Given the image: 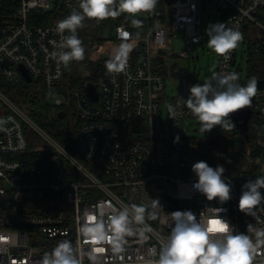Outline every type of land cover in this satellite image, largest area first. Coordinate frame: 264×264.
<instances>
[{
  "label": "built area",
  "instance_id": "built-area-1",
  "mask_svg": "<svg viewBox=\"0 0 264 264\" xmlns=\"http://www.w3.org/2000/svg\"><path fill=\"white\" fill-rule=\"evenodd\" d=\"M212 1L217 21L237 28L242 39L219 55L208 80L192 79L190 69L177 62L189 58L190 50L176 54L171 37L183 30L187 45L200 43L201 12ZM79 3L0 0V264H41L63 240L73 246L80 264H155L170 234L171 212L190 209L197 218L206 217L207 205L225 208L221 215L236 231L248 232L249 224L264 229V199L252 214L238 208L244 183L264 176V171L224 172L231 183V198L223 204L218 198L208 201L193 187L198 179L192 170L195 161L184 158L182 140L183 119L196 117L184 105L191 85L211 80L214 72H235L239 82L246 83L236 56L250 28L253 33L261 31V43L248 40L249 50L264 52V0H157L155 8L142 16L146 24L141 30L122 23L114 27L116 40L94 45L105 68L94 83L95 100L85 85L64 84L67 64L51 55L67 32L57 33L56 23H36L32 18L34 11L46 14L55 7L78 10ZM116 41L132 47L124 69L109 72L105 62L112 58ZM106 46L111 49L108 56ZM21 66L33 81H40L54 108L71 106L75 111L78 155L35 123L4 91L1 80L15 86L28 83ZM168 78L176 91L165 121L162 103ZM254 100L253 110L264 114V89L256 90ZM257 141L264 147V126ZM260 191L264 194V188ZM183 200L193 205L181 207ZM133 205L145 208L144 220L131 221V234L125 235L121 252H113L110 241L93 244L81 231L88 217L91 223L104 221L107 228L112 210L128 208L131 213ZM248 234L255 240L254 232ZM250 264H264V245Z\"/></svg>",
  "mask_w": 264,
  "mask_h": 264
},
{
  "label": "clouds",
  "instance_id": "clouds-1",
  "mask_svg": "<svg viewBox=\"0 0 264 264\" xmlns=\"http://www.w3.org/2000/svg\"><path fill=\"white\" fill-rule=\"evenodd\" d=\"M156 3L157 0H118L113 6L114 0H80L79 9L82 11L74 9L56 23V32H67V35L62 36L59 50L53 51L52 57L64 64L83 58L84 48L77 30L86 17L115 18L124 12L135 16L153 10ZM132 22L138 23L136 19ZM206 31L209 37L207 46L218 55L234 49L242 39L237 28L228 27L223 22L210 24ZM122 34L124 37L129 35L126 31ZM131 47L127 42L116 46L112 58L105 62L106 69L109 72L122 71ZM257 85L254 77L242 84L235 72H214L211 80L190 86L184 105L197 117L202 131H209L217 124L228 128L231 126L229 121L234 124L229 114L249 105L256 94ZM169 111H172L171 105ZM192 170L198 178L193 187L206 200L218 198L219 203L223 204L231 198V183L224 177L225 168L222 165L213 167L206 161H197L192 165ZM261 188H264V176L247 180L239 197V210L252 214L253 208L264 199ZM156 204L157 201H153L152 207L155 208ZM205 209L207 216L199 218L190 209L171 212L173 224L170 234L162 243L155 264H250L257 248L264 245V229H254L249 224L248 232L236 231L235 226L221 215L225 208L207 205ZM144 212L143 206L136 205L132 206L131 213L128 208L112 210L107 219V228L104 221L91 223L92 218L88 217L81 231L93 244L110 241L113 252L119 253L125 235L131 234V221L142 223ZM252 232L255 240L248 234ZM41 264H80V261L70 242L63 240L42 258Z\"/></svg>",
  "mask_w": 264,
  "mask_h": 264
},
{
  "label": "trees",
  "instance_id": "trees-1",
  "mask_svg": "<svg viewBox=\"0 0 264 264\" xmlns=\"http://www.w3.org/2000/svg\"><path fill=\"white\" fill-rule=\"evenodd\" d=\"M118 3V1H117ZM80 11V9H78ZM72 12V11H71ZM71 12L55 7L50 12L44 14L39 11L32 12V18L36 19V23H57L58 20L63 19ZM133 19L138 23L133 24ZM99 25L102 27L114 28L116 25L126 23L131 24L137 29H142L145 26V21L142 16H132L127 12L121 13L117 17H107L98 19ZM98 29V33L102 29ZM251 28L247 30L246 37L251 42L255 39L256 42L261 43V31L255 33L251 32ZM111 32V31H110ZM94 36L92 43L98 41L104 44L107 40H116V37L111 32L106 38L101 36ZM256 34V35H255ZM77 35L81 38V27L77 30ZM262 40L264 43V34L262 33ZM264 46V45H263ZM250 51V50H249ZM135 50L133 53H137ZM248 73L247 79L264 78V52L259 54L250 51L247 62ZM104 66L100 60H90L88 57L82 61H76L72 68L66 67L64 84L70 87L77 85L84 86L87 82L97 83L99 78L104 75ZM244 84V83H243ZM1 86L4 91L17 102L19 106L28 114V116L39 126L45 129L54 139H56L67 150L78 155L75 146V130L78 125L76 113L70 107L54 108L48 101L45 95V90L40 81H33L32 83H22L20 86H15L1 80ZM254 96L247 107L254 109ZM60 111H64L65 115H59ZM231 125L228 128H223L221 125H215L209 131H202L200 136H184L183 137V155L189 162L192 161H206L210 166L222 165L225 168V173L236 171L252 173L259 169L255 162H248L245 156H240L236 149V136L242 140V146L245 152L251 159L264 157V147L258 144V134L264 126V114H255L249 122V132L245 133ZM45 156L48 153H43ZM248 162V164H247Z\"/></svg>",
  "mask_w": 264,
  "mask_h": 264
},
{
  "label": "rangeland",
  "instance_id": "rangeland-1",
  "mask_svg": "<svg viewBox=\"0 0 264 264\" xmlns=\"http://www.w3.org/2000/svg\"><path fill=\"white\" fill-rule=\"evenodd\" d=\"M118 0H114L113 6L116 5ZM80 11H82L80 9ZM145 12L137 13L138 16H144ZM201 20L202 24L200 25L199 29L202 33H204L203 40L196 44L189 46L186 44V35L183 30H176L174 34L171 37V46L174 49L176 54L181 53L182 51L190 50V57L189 58H177L178 65L186 66L190 69L191 77L192 79H199V80H208L210 78V67L214 66L217 62V59L219 55L215 53L213 50H211L207 46L208 41V33L206 29L209 27L210 24L218 22L216 19V13H215V4L214 2H209L207 5V10H202L201 12ZM101 26L99 25V20L96 18H85L82 22L81 26V42L82 46L84 48V54L83 58L80 60H72L67 64V67L72 68L76 64V61H82L86 59L87 57L90 60H97L98 53L94 50L95 44H100L98 41H95L92 43V38L99 34L98 29H100ZM102 31H100V34L98 36H101L103 38H108L110 33H113L114 28L109 29L108 27H102ZM111 31V32H110ZM123 42L116 41V46L121 44ZM248 38L244 37L242 43L240 44L237 52V64L236 67L242 66L241 73L243 76V79L245 82H247V73H248V67L247 62L249 59V48H248ZM111 49L109 46H106V50L104 52L105 56L110 55ZM195 55H198V59H194L193 57ZM170 78L167 79L166 88L164 91V101L162 103V113L163 118L166 121L169 114V106L170 102L175 95V85L170 83ZM61 98H63L61 96ZM182 133L183 136H200L203 134L201 131L200 123L197 119V117H189L185 118L182 121ZM258 140V139H257ZM236 149L237 152H239L240 156H244L248 162H255L257 166H259L262 171H264V157H258L256 159H250L248 158V154L245 152L244 147L242 146V140L240 137L236 136ZM247 155V156H246ZM253 160V161H252ZM247 162V164H248ZM193 203L190 201H181V207H189L192 206Z\"/></svg>",
  "mask_w": 264,
  "mask_h": 264
},
{
  "label": "water",
  "instance_id": "water-1",
  "mask_svg": "<svg viewBox=\"0 0 264 264\" xmlns=\"http://www.w3.org/2000/svg\"><path fill=\"white\" fill-rule=\"evenodd\" d=\"M22 74L25 77V80L28 83H31L33 81L32 77L29 75V73L27 72V70L25 69V67L21 66L20 67ZM248 81V80H247ZM258 81V85H257V89H264V78L261 79H257ZM86 90L89 93L90 97L92 99H97L98 97V92L96 89V86L94 85V83L91 82H87L85 84ZM258 111L253 110L250 107L245 106L242 109H238L233 113H230L229 116L231 117L235 127L245 133L249 132V122L251 120V118L255 115L258 114ZM59 115H65L64 111H60Z\"/></svg>",
  "mask_w": 264,
  "mask_h": 264
},
{
  "label": "snow or ice",
  "instance_id": "snow-or-ice-1",
  "mask_svg": "<svg viewBox=\"0 0 264 264\" xmlns=\"http://www.w3.org/2000/svg\"><path fill=\"white\" fill-rule=\"evenodd\" d=\"M98 251H103V249H100V250H98Z\"/></svg>",
  "mask_w": 264,
  "mask_h": 264
}]
</instances>
